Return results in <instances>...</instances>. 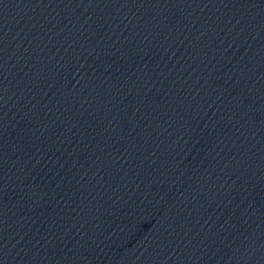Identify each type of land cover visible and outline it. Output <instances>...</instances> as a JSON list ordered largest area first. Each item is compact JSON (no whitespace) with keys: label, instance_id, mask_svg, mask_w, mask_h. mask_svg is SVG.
I'll use <instances>...</instances> for the list:
<instances>
[{"label":"water","instance_id":"obj_1","mask_svg":"<svg viewBox=\"0 0 264 264\" xmlns=\"http://www.w3.org/2000/svg\"><path fill=\"white\" fill-rule=\"evenodd\" d=\"M0 264H264V0H73L0 109Z\"/></svg>","mask_w":264,"mask_h":264}]
</instances>
